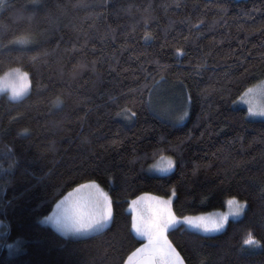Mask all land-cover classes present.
Wrapping results in <instances>:
<instances>
[{"label":"trees","instance_id":"obj_1","mask_svg":"<svg viewBox=\"0 0 264 264\" xmlns=\"http://www.w3.org/2000/svg\"><path fill=\"white\" fill-rule=\"evenodd\" d=\"M78 2L40 0L24 12H34L30 23L19 12L31 0L0 9V75L20 68L30 84L19 99L0 94V169L15 161L0 171V264H123L142 243L128 205L145 193L171 196L177 217L223 209L233 196L246 202L217 233L181 223L166 235L185 264H264V247L242 245L249 232L264 245V119L237 104L264 78V0ZM161 78L188 99L181 122L143 103V87ZM125 106L135 118L117 115ZM162 155L173 169L150 172ZM92 180L114 202L102 233L67 236L42 220Z\"/></svg>","mask_w":264,"mask_h":264},{"label":"snow or ice","instance_id":"obj_2","mask_svg":"<svg viewBox=\"0 0 264 264\" xmlns=\"http://www.w3.org/2000/svg\"><path fill=\"white\" fill-rule=\"evenodd\" d=\"M95 6L105 5H93L86 2V0H79V2L73 7L87 8ZM179 7V4L176 5ZM13 7L6 3V0H0V9L6 10ZM41 7L40 0H31L28 5L22 6V10L19 12V16L31 22L34 12L24 16V12L28 8L38 9ZM131 6H129V9ZM145 9V12H148ZM148 20L145 18V24ZM6 28V26H5ZM144 39H152L150 32L144 33ZM32 39H17L10 41L8 45L2 46L4 52H8L10 48L17 46H27L32 44ZM177 54H182L181 49H176ZM52 53L44 52L32 57L33 62L41 61L46 62V57ZM83 65L82 67H86ZM27 73H19L18 70L12 73L14 78H18L20 83H13L11 85V97L17 99L24 95L27 89ZM163 83V78L157 81L153 79L152 86L145 85L142 89L147 90L149 97L147 101H143L149 109L152 108V96L153 92L159 87V84ZM259 91L264 96V89H252L249 88L245 93H242L239 97L240 100L249 104L248 112L246 115H259L264 117V106L254 107L250 99L247 97L253 95ZM191 98L189 97V100ZM54 104H61L62 101L59 97L53 101ZM235 103V101H233ZM178 110V109H177ZM164 115H171V109H164ZM117 115H123L127 119H133L136 113L131 108L125 106L117 112ZM188 115L187 110H184L181 115L175 118L174 122H178L184 119ZM27 130H24L26 133ZM23 134V133H22ZM11 149H9V152ZM175 161L171 157H161V160L150 166V170L155 169L161 173H167L171 171L175 165ZM15 164L12 161L7 169H0V171L7 173L10 172ZM110 179V178H109ZM176 195L175 188L172 191V196ZM172 197L167 200L159 197L151 196L150 194H142L131 200L129 208L132 211L130 232H134L138 236H144L148 243L141 245L131 252L126 259H123V264H185L184 259L180 256L179 252L172 246V243L168 240L166 233L170 228H173L181 223L190 226L191 228L203 231V232H218L224 228L225 223L230 215L239 216L245 212L247 208L246 202L242 203L232 197L226 201L229 206V212L223 214H209L198 217H183L178 218L171 209ZM145 207L147 208V214H145ZM57 211L48 217L46 220L51 221L55 228L64 233L65 235L71 234H100L105 230L110 223L114 220V202L105 193L95 180L89 183L80 184L73 192H70L67 197L57 204ZM242 245L261 246V241L257 240L255 236L249 232L243 239ZM11 247V245H8ZM203 264V262H202Z\"/></svg>","mask_w":264,"mask_h":264},{"label":"rangeland","instance_id":"obj_3","mask_svg":"<svg viewBox=\"0 0 264 264\" xmlns=\"http://www.w3.org/2000/svg\"><path fill=\"white\" fill-rule=\"evenodd\" d=\"M16 70H18L19 73H21V74L26 73L24 70H22L20 68H11V69L7 70L5 73H3L2 75H0V94L5 93L11 99H13L11 97V85L13 83H16V84L20 83L18 78H14L12 76V73L15 72ZM26 83H27V89H26L24 95H26L28 93L29 88H30L28 75H27ZM249 88L257 89V90L264 89V78L261 79L260 81L256 82V83H254L253 85H251L247 89H249ZM177 89L178 88L176 86H174V85H172V84H170L168 82H163V83L159 84V87L153 92V96H152V101H153L152 107H153V109L156 112H158L160 115H162L164 118H166V119H168L170 121H174L175 118L178 117L179 115H181L184 110H187V101H188V99L185 98L184 96H182L179 93L180 91L177 90ZM246 90L244 91V93L246 92ZM23 96H21V97H23ZM21 97H19V98H21ZM19 98H17V99H19ZM246 99H250L252 101V105L254 107L264 106V96H262L259 93V91H257L253 95L247 97ZM237 104L244 106L246 108V111L248 112V107H249L248 103H246L245 101H242V100H240L238 98ZM164 109H171L172 110L171 111V115H164V111H163ZM248 116L251 117V118L264 119V117L259 116V115H255V116L248 115ZM184 119H185V117H184ZM183 120H181V121H183ZM181 121H178V122H181ZM161 157H170V156L162 155ZM161 157H159L158 159H156L153 163H151L149 165L148 170L150 172L158 173V174H164V173H161V172H159V171H157L155 169L150 170V166L158 163L161 160ZM230 198H232V197L227 198V200L230 199ZM237 200L242 202V203H244L243 201H241L239 199H237ZM226 212H229V206L227 205V203H225V207L223 209H218V210H214V211H210V212H206V213L195 214V215H185V216L178 217V218H181V220H182L183 217H198V216L209 215V214H223V213H226ZM241 215H239V216L230 215L228 217L227 222L230 219H236V218L240 217ZM46 216L47 215L42 217L43 221L45 220ZM227 222L225 223V225L227 224ZM183 225L185 227L189 228V229H192V230L198 231L200 233H204V234L217 233V232H203V231L191 228L190 226H188L186 224H183ZM139 246H141V244Z\"/></svg>","mask_w":264,"mask_h":264},{"label":"crops","instance_id":"obj_4","mask_svg":"<svg viewBox=\"0 0 264 264\" xmlns=\"http://www.w3.org/2000/svg\"><path fill=\"white\" fill-rule=\"evenodd\" d=\"M85 183H89V182H85ZM85 183H82V184H85ZM100 186V185H99ZM78 186H76V187H74L72 190H70V191H68L67 193H65L62 197H60L57 201H56V203L53 205V208L51 209V211L48 213V214H46L47 216L46 217H48V216H51V215H53L58 209H57V204L59 203V202H61L62 200H64V198L65 197H67L68 196V194L70 193V192H73V190L74 189H76ZM100 188L106 193V191L100 186ZM142 195V194H141ZM141 195H139V196H141ZM151 195V194H150ZM151 196H154V197H159V198H163V199H165V200H167L169 197H160V196H155V195H151ZM135 199V198H134ZM133 200V199H132ZM128 210L130 211V213H131V215H132V211H131V209L129 208V205H128ZM144 211H145V214H147V208L145 207V209H144ZM44 222L45 223H48V224H50L51 226H53L54 228H55V226L51 223V221H48V220H44ZM183 224V223H182ZM56 229V228H55ZM62 233V232H61ZM134 233V232H133ZM64 234V233H63ZM135 234V233H134ZM65 235V234H64ZM83 235H87V234H71V233H69V234H67V236H83ZM136 235V234H135ZM137 237H139V238H141L142 239V243H141V245H144V244H147L148 243V241H147V239L144 237V236H138V235H136ZM140 246H138L137 248H139ZM136 249V248H135ZM134 249V250H135ZM133 250V251H134ZM133 251H131V252H133ZM130 252V253H131ZM129 253V254H130ZM128 254V255H129ZM127 258V257H126Z\"/></svg>","mask_w":264,"mask_h":264}]
</instances>
